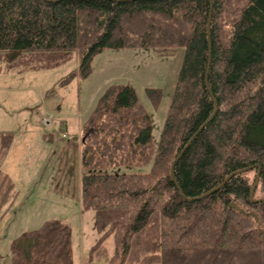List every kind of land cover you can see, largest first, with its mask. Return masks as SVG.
I'll list each match as a JSON object with an SVG mask.
<instances>
[{
  "label": "trees",
  "instance_id": "obj_1",
  "mask_svg": "<svg viewBox=\"0 0 264 264\" xmlns=\"http://www.w3.org/2000/svg\"><path fill=\"white\" fill-rule=\"evenodd\" d=\"M210 0H0V59L19 70L79 68L87 78L107 48H183L158 146L149 113L130 84L112 85L83 123L81 206L99 237L84 264H264V0H213L210 87L206 86ZM153 94V93H152ZM14 135H0V155ZM145 173L111 169L147 166ZM177 184L181 187V194ZM19 196L0 168V226ZM197 197H201L198 198ZM255 212L258 219L252 214ZM114 240L109 253L106 240ZM6 264H74L71 227L45 220L11 243Z\"/></svg>",
  "mask_w": 264,
  "mask_h": 264
},
{
  "label": "rangeland",
  "instance_id": "obj_2",
  "mask_svg": "<svg viewBox=\"0 0 264 264\" xmlns=\"http://www.w3.org/2000/svg\"><path fill=\"white\" fill-rule=\"evenodd\" d=\"M183 56V48H107L94 57L87 78L76 76L65 85L62 81L79 68L77 54L57 68L25 71L0 59V135H14L7 153L0 155V168L10 174L19 193L1 220L0 264L10 258L15 238L48 219H60L71 227L74 264H84L99 234L95 212L83 211L79 200L81 138L64 146L60 130L64 125L72 135L82 133L84 121L103 93L112 85L130 84L151 117L158 146ZM43 117L49 124L42 122ZM61 146L59 176L54 169ZM150 169L151 164L124 165L110 172L145 173ZM105 244L113 253V238Z\"/></svg>",
  "mask_w": 264,
  "mask_h": 264
},
{
  "label": "water",
  "instance_id": "obj_3",
  "mask_svg": "<svg viewBox=\"0 0 264 264\" xmlns=\"http://www.w3.org/2000/svg\"><path fill=\"white\" fill-rule=\"evenodd\" d=\"M55 1V0H54ZM210 4H211V12H210V17H209V22H208V62H207V69H206V86L207 89L209 90L211 97L213 98L214 102H215V110L213 111V113L210 115V117L207 119V121L198 129V131L193 135V137L188 141V143L185 145V147L181 150V152L178 154V156L175 158V160L172 163V167H171V174L172 177L174 179V181L177 183L176 178H175V174H174V169H175V165L176 163L179 161V159L184 155V153L186 152V150L190 147V145L192 144V142L195 140V138L199 135V133L202 131V129L214 118L217 109H218V103L217 100L215 98V95L210 87V83H209V73H210V69H211V65H212V38H211V30H210V23H211V17H212V11H213V0H210ZM254 168H257V176L254 182V185L252 187L251 190V194H250V200L251 202H263L264 198H255V192L257 189V186L259 184L260 181V175H261V166L260 164H254L252 166L243 168V169H239L234 171L231 175H229L219 186L215 187L214 189L208 191L207 193H205L204 195H202L201 197L207 196L208 194L214 192L215 190L220 189L221 187L224 186V184L229 180V178L233 175H237L240 173H245L249 170H252ZM179 190L181 191V194L184 196L181 187L177 184ZM201 197H197L201 198ZM252 214L256 217V219H258V216L255 212H252Z\"/></svg>",
  "mask_w": 264,
  "mask_h": 264
},
{
  "label": "crops",
  "instance_id": "obj_4",
  "mask_svg": "<svg viewBox=\"0 0 264 264\" xmlns=\"http://www.w3.org/2000/svg\"><path fill=\"white\" fill-rule=\"evenodd\" d=\"M63 128L60 130L61 131V134H62V139H63V144H64V146L66 145V144H71V142H73V141H75V140H73V139H80L81 138V132L79 133V134H74V135H72V134H70L69 132H68V130H67V128L63 125L62 126ZM55 151V150H54ZM62 153H63V147L61 146V148H60V150H58V152H57V158H56V165H55V171H57L58 172V175L60 176V173H61V169H62V161H61V159H62ZM55 154V153H54ZM56 182H57V179H56ZM60 183V182H59ZM68 194H72V193H69L68 192ZM75 196H77V193H75ZM78 197V196H77ZM80 202H81V197H80ZM104 261H105V259L103 258V259H101L100 261H98L97 262V264H104Z\"/></svg>",
  "mask_w": 264,
  "mask_h": 264
},
{
  "label": "built area",
  "instance_id": "obj_5",
  "mask_svg": "<svg viewBox=\"0 0 264 264\" xmlns=\"http://www.w3.org/2000/svg\"><path fill=\"white\" fill-rule=\"evenodd\" d=\"M42 122L45 123V124H49V121L46 119V118H42Z\"/></svg>",
  "mask_w": 264,
  "mask_h": 264
}]
</instances>
